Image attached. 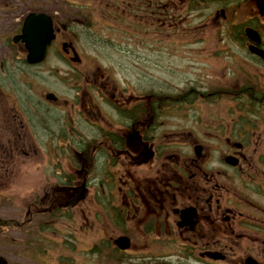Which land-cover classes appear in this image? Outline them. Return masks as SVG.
<instances>
[{
	"label": "flooded vegetation",
	"instance_id": "flooded-vegetation-1",
	"mask_svg": "<svg viewBox=\"0 0 264 264\" xmlns=\"http://www.w3.org/2000/svg\"><path fill=\"white\" fill-rule=\"evenodd\" d=\"M45 142L94 264H264V0H0V189Z\"/></svg>",
	"mask_w": 264,
	"mask_h": 264
},
{
	"label": "rangeland",
	"instance_id": "rangeland-1",
	"mask_svg": "<svg viewBox=\"0 0 264 264\" xmlns=\"http://www.w3.org/2000/svg\"><path fill=\"white\" fill-rule=\"evenodd\" d=\"M99 63L101 67L114 65V72H117V61L101 60ZM44 149L45 156L16 158L12 187L0 189V224L4 225L0 226V258L9 264H94L97 258L90 248L101 236H85L78 229V218L70 228L71 217L65 211L63 214L59 211V218L54 212L27 215L29 209L36 212L34 201L42 210L52 208L50 202L37 200L44 190H50L47 187L54 181L52 142H45ZM36 237L42 249L38 256L30 253L36 246Z\"/></svg>",
	"mask_w": 264,
	"mask_h": 264
},
{
	"label": "trees",
	"instance_id": "trees-1",
	"mask_svg": "<svg viewBox=\"0 0 264 264\" xmlns=\"http://www.w3.org/2000/svg\"><path fill=\"white\" fill-rule=\"evenodd\" d=\"M52 209V208H51ZM41 232V231H40ZM40 234V233H39ZM41 248L39 247V245H37V237H36V246L30 251L31 255H35L38 256L41 252Z\"/></svg>",
	"mask_w": 264,
	"mask_h": 264
},
{
	"label": "bare ground",
	"instance_id": "bare-ground-1",
	"mask_svg": "<svg viewBox=\"0 0 264 264\" xmlns=\"http://www.w3.org/2000/svg\"><path fill=\"white\" fill-rule=\"evenodd\" d=\"M96 245H97L98 255H100L102 244L100 245V243H97Z\"/></svg>",
	"mask_w": 264,
	"mask_h": 264
},
{
	"label": "water",
	"instance_id": "water-1",
	"mask_svg": "<svg viewBox=\"0 0 264 264\" xmlns=\"http://www.w3.org/2000/svg\"><path fill=\"white\" fill-rule=\"evenodd\" d=\"M30 63H37L36 60H30Z\"/></svg>",
	"mask_w": 264,
	"mask_h": 264
}]
</instances>
